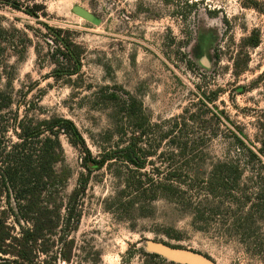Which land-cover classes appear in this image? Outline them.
Returning <instances> with one entry per match:
<instances>
[{
	"label": "rangeland",
	"instance_id": "obj_1",
	"mask_svg": "<svg viewBox=\"0 0 264 264\" xmlns=\"http://www.w3.org/2000/svg\"><path fill=\"white\" fill-rule=\"evenodd\" d=\"M0 91L11 124L66 118L95 157L134 135L148 152L89 172L61 135L65 193L89 176L66 264H194L154 244L264 264V0H0Z\"/></svg>",
	"mask_w": 264,
	"mask_h": 264
},
{
	"label": "trees",
	"instance_id": "obj_2",
	"mask_svg": "<svg viewBox=\"0 0 264 264\" xmlns=\"http://www.w3.org/2000/svg\"><path fill=\"white\" fill-rule=\"evenodd\" d=\"M60 40L62 59L73 65L68 74L78 73L83 50L72 39ZM257 44V39L252 41L253 46ZM11 104L10 96L0 91V264L70 263L73 245L68 233L79 225L80 201L89 176L82 173L77 188L70 195L65 193L70 175L68 168L59 167L65 163L61 135L79 148L82 165L89 172L117 156L140 170L148 152L141 145L142 137L134 135L124 147L95 157L72 120L26 124L14 119L11 124L6 120ZM10 129L17 141L7 139Z\"/></svg>",
	"mask_w": 264,
	"mask_h": 264
},
{
	"label": "water",
	"instance_id": "obj_3",
	"mask_svg": "<svg viewBox=\"0 0 264 264\" xmlns=\"http://www.w3.org/2000/svg\"><path fill=\"white\" fill-rule=\"evenodd\" d=\"M153 249H155L156 251H159V252H163V253L171 256V257L181 258V259L191 261L194 264H204V263L200 262L196 256H194L188 252L179 251V250H172L168 247H165V246L159 245V244H154Z\"/></svg>",
	"mask_w": 264,
	"mask_h": 264
}]
</instances>
